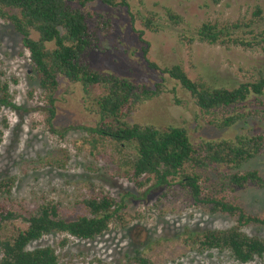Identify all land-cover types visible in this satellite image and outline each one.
I'll return each instance as SVG.
<instances>
[{
    "label": "rangeland",
    "instance_id": "374dc122",
    "mask_svg": "<svg viewBox=\"0 0 264 264\" xmlns=\"http://www.w3.org/2000/svg\"><path fill=\"white\" fill-rule=\"evenodd\" d=\"M126 2L129 7L113 8L100 1L88 5L86 10L112 22V30L99 34L98 49L90 51L85 61L103 74H113L138 85L163 86L164 94L139 107L129 123L185 127L196 143L202 139H234L262 130L263 122L258 116L225 130L208 126V117L200 112L191 95L174 80L152 70L147 61L162 68L183 64L191 78L201 77L215 87L232 89L254 80L258 71L264 69L262 49H228L198 41L190 46L180 37L193 36V29L204 22L222 24L251 19L257 7L264 11V0ZM166 9L180 15L183 23L175 26L168 21ZM149 13L158 15L159 33L143 28L139 16L147 17ZM144 30L142 37L148 44L140 41ZM146 48H149L147 55ZM0 79L9 83L12 100L19 108L0 110V182L7 179L13 182L10 194H0V206L14 215L6 221L0 217L1 234L9 236L26 230L27 219L43 205H59L62 217L76 219L86 214L84 200L104 193L124 202L123 224L113 223L105 235L95 240L54 233L32 243L28 249L54 247L62 264H132L137 252L151 264H240L229 253L200 254L192 242L194 236L208 230L233 228L237 225L234 218L212 215L196 207L189 194L176 186L155 187V180L148 182L143 177L140 181L144 186L139 187L130 180L131 165L137 157L136 145L117 147L115 142L85 130L95 128L99 122L95 101L102 94L101 88L90 87L85 91L79 84L60 79L53 94L56 117L52 125L47 123L48 92L40 88V78L32 72L30 54L21 37L1 18ZM235 111L243 113L247 109ZM250 170L259 171L264 178V155L245 165L241 172ZM229 187L228 198L250 215H264V188ZM243 232L264 239V227L250 226ZM188 235L191 240L187 244ZM64 241L67 244L61 246ZM248 264H264V258Z\"/></svg>",
    "mask_w": 264,
    "mask_h": 264
},
{
    "label": "trees",
    "instance_id": "16d2710c",
    "mask_svg": "<svg viewBox=\"0 0 264 264\" xmlns=\"http://www.w3.org/2000/svg\"><path fill=\"white\" fill-rule=\"evenodd\" d=\"M96 1L113 8L129 7L126 0H0V18L9 22L21 37L23 47L30 54L32 72L39 76L40 88L48 92L47 123L52 125L56 117L53 94L59 88L60 79L79 84L85 91L90 87L101 88L102 94L95 101L99 122L95 128L85 130L115 142L117 147L136 145L137 157L131 165L130 180L139 187L144 186L140 181L143 177H147L148 182L155 180V187H179L189 194L196 207H202L212 215L223 214L236 220L237 225L231 229L208 230L194 236L192 242L197 246V252L229 253L240 264L263 259L264 239L251 237L243 229L264 227V215L248 214L226 193L229 186L232 190L245 189L249 185L264 188V178L259 171L241 172L245 165L264 155V69L258 71L254 80L230 89L215 87L201 77L191 78L183 64L162 68L147 61L152 70L174 80L191 95L200 112L208 117V126L225 130L258 116L263 128L256 134H241L234 139L218 141L202 139L196 143L185 127L129 123L139 107L164 94L163 86L138 85L89 67L85 56L98 49L101 32L112 30L110 20L86 10L89 4ZM157 16L152 13L147 17L139 16L147 32L161 31ZM166 17L175 26L183 23V18L170 9H166ZM263 24L264 11L257 7L251 19L222 24L204 22L193 29V36L187 34L180 40L190 46L198 41L228 49L260 48L264 51ZM145 30L140 33V41L148 44L142 37ZM148 49H144L146 55ZM251 106L260 109L249 110ZM3 108L19 109L12 100L9 83L0 79V110ZM238 108L247 111L236 112ZM11 184L10 179L1 181L0 194H10ZM82 205L86 214L76 219L62 217L59 205L48 204L27 219L26 230L9 236L1 234L0 230V264H62L54 247L34 250L28 247L54 233L78 240H95L105 235L113 223L123 224L126 209L123 201L100 193L84 200ZM0 217L6 221L14 215L0 206ZM188 237L187 244L191 235ZM66 244L64 241L61 246ZM134 260L132 264H151L142 258L140 252Z\"/></svg>",
    "mask_w": 264,
    "mask_h": 264
}]
</instances>
